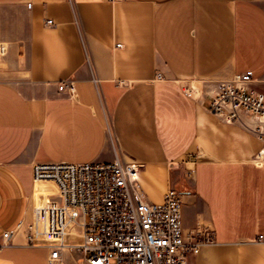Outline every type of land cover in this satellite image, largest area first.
<instances>
[{"label": "crops", "instance_id": "crops-1", "mask_svg": "<svg viewBox=\"0 0 264 264\" xmlns=\"http://www.w3.org/2000/svg\"><path fill=\"white\" fill-rule=\"evenodd\" d=\"M0 43V244L20 226L0 264H51L26 238L35 162L117 156L143 164L149 200L181 189L186 232L213 229L193 264H264V141L209 108L247 70L264 92V0H0Z\"/></svg>", "mask_w": 264, "mask_h": 264}, {"label": "built area", "instance_id": "built-area-1", "mask_svg": "<svg viewBox=\"0 0 264 264\" xmlns=\"http://www.w3.org/2000/svg\"><path fill=\"white\" fill-rule=\"evenodd\" d=\"M5 48L0 43V55ZM253 81L252 70L220 81L209 108L230 123L248 117L253 122L249 129L264 141V92ZM58 88L76 92L72 79ZM255 160L264 162V146ZM142 167L137 160L118 156L85 163L35 162L33 180L43 199L32 209L28 243L49 247L51 264L62 261L63 251L75 250L83 254L82 264H193L201 247L215 241L213 229L204 224L185 231L182 192L175 188L161 202L149 200L139 181ZM193 174L194 168L188 167L186 175ZM19 228L3 233L0 249ZM257 239L263 240L264 234Z\"/></svg>", "mask_w": 264, "mask_h": 264}, {"label": "rangeland", "instance_id": "rangeland-1", "mask_svg": "<svg viewBox=\"0 0 264 264\" xmlns=\"http://www.w3.org/2000/svg\"><path fill=\"white\" fill-rule=\"evenodd\" d=\"M254 158H255V156H254ZM186 176H187V175H186ZM187 177H189V176H187ZM187 177H186V178H187ZM178 189L181 190L180 188H178Z\"/></svg>", "mask_w": 264, "mask_h": 264}]
</instances>
